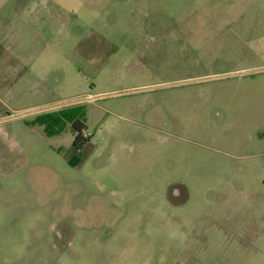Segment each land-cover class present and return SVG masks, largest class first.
I'll return each mask as SVG.
<instances>
[{"label":"rangeland","instance_id":"rangeland-1","mask_svg":"<svg viewBox=\"0 0 264 264\" xmlns=\"http://www.w3.org/2000/svg\"><path fill=\"white\" fill-rule=\"evenodd\" d=\"M44 3L53 97L77 100L28 122L0 264H264V0H0V20Z\"/></svg>","mask_w":264,"mask_h":264},{"label":"crops","instance_id":"crops-1","mask_svg":"<svg viewBox=\"0 0 264 264\" xmlns=\"http://www.w3.org/2000/svg\"><path fill=\"white\" fill-rule=\"evenodd\" d=\"M16 8V17L11 23L0 20V182L17 177L31 162L30 155L35 151L30 147L32 127L28 122L77 100L67 102L53 97L51 77L59 68L52 69L53 54L41 43L44 33L36 32L35 28L36 23L49 15L45 3ZM171 195L175 198L179 193L171 192ZM192 232H195V226L189 229V233ZM207 244L202 246L210 250ZM193 253L191 251L192 258ZM204 254L206 256L198 261L208 257ZM185 255L189 257L188 252L179 253L175 261H182L181 256Z\"/></svg>","mask_w":264,"mask_h":264},{"label":"trees","instance_id":"trees-1","mask_svg":"<svg viewBox=\"0 0 264 264\" xmlns=\"http://www.w3.org/2000/svg\"><path fill=\"white\" fill-rule=\"evenodd\" d=\"M66 112H68V111L64 110V111L59 112L58 114L63 115L67 120H69L71 122V128L74 132V137L72 140V147L75 150L79 151L90 140V138H89L90 136H83L82 135V132L85 130L84 122H83V120H81V118L83 117V114H81L80 119H79L76 116H73V115L70 116V114L66 113ZM52 115H56V113H54ZM47 117H45L44 119H46ZM70 163H72V161Z\"/></svg>","mask_w":264,"mask_h":264},{"label":"flooded vegetation","instance_id":"flooded-vegetation-1","mask_svg":"<svg viewBox=\"0 0 264 264\" xmlns=\"http://www.w3.org/2000/svg\"><path fill=\"white\" fill-rule=\"evenodd\" d=\"M171 192H172V193H175V192H176V193H179L178 190H177L176 188H173V189L171 190Z\"/></svg>","mask_w":264,"mask_h":264}]
</instances>
